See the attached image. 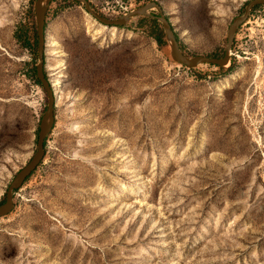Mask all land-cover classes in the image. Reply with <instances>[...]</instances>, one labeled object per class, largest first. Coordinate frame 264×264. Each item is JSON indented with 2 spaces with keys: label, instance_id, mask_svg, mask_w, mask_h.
Wrapping results in <instances>:
<instances>
[{
  "label": "rangeland",
  "instance_id": "1",
  "mask_svg": "<svg viewBox=\"0 0 264 264\" xmlns=\"http://www.w3.org/2000/svg\"><path fill=\"white\" fill-rule=\"evenodd\" d=\"M88 1L115 18L148 0ZM155 1L186 55H220L247 0ZM33 3L0 0V202L46 104L20 36L35 34ZM149 18L104 25L48 1L54 121L0 216V264H264V4L223 65L175 62Z\"/></svg>",
  "mask_w": 264,
  "mask_h": 264
},
{
  "label": "water",
  "instance_id": "2",
  "mask_svg": "<svg viewBox=\"0 0 264 264\" xmlns=\"http://www.w3.org/2000/svg\"><path fill=\"white\" fill-rule=\"evenodd\" d=\"M49 0H34L33 3V14L35 21V37H36V56L37 61L34 64L35 76L40 82L42 89L44 90L46 97V104L38 122V128L35 139V149L27 159V161L20 166L9 180L7 187L4 191L3 200L0 202V216L5 215L10 211L13 200L12 194L16 188L24 181V179L32 172L36 165L40 162L44 155L43 140L46 133L52 128L54 121V93L49 79L44 73V16L46 5ZM82 3L84 10L96 21L104 25H121L127 21L130 16L137 14H149L161 25L163 35L167 39L169 46V54L172 60L178 62L186 67H193L198 63H210L215 65H223L229 60L230 44L232 42L235 29L243 22L249 14L252 7L257 4H264V0H247L243 6V10L240 14L232 17L228 23L225 33V43L223 45V51L220 55H207L196 53L193 55H186L180 48L178 40L174 34L171 24L162 11L160 5L155 0H148L141 3L132 9L125 11L115 18L104 16L95 11L88 0H75ZM149 8H155L156 13H149Z\"/></svg>",
  "mask_w": 264,
  "mask_h": 264
},
{
  "label": "trees",
  "instance_id": "3",
  "mask_svg": "<svg viewBox=\"0 0 264 264\" xmlns=\"http://www.w3.org/2000/svg\"><path fill=\"white\" fill-rule=\"evenodd\" d=\"M259 4L255 5L254 7L258 6ZM252 7V8H254ZM150 25L154 29L153 38L157 43H163L165 40L163 39V32L160 28L159 22L155 18H149ZM20 36L23 38L24 43L34 52L36 46V37L35 34L31 33L28 29L22 27L20 30ZM26 75L34 81V83L40 85V82L37 80L35 76L34 70V62L29 65L25 71ZM44 91V90H43ZM45 139L43 140V145L45 147Z\"/></svg>",
  "mask_w": 264,
  "mask_h": 264
},
{
  "label": "bare ground",
  "instance_id": "4",
  "mask_svg": "<svg viewBox=\"0 0 264 264\" xmlns=\"http://www.w3.org/2000/svg\"><path fill=\"white\" fill-rule=\"evenodd\" d=\"M225 63H226V62H225ZM225 63H224V64H225Z\"/></svg>",
  "mask_w": 264,
  "mask_h": 264
}]
</instances>
